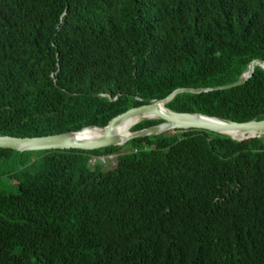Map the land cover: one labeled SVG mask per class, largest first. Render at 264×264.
<instances>
[{
  "label": "trees",
  "instance_id": "obj_1",
  "mask_svg": "<svg viewBox=\"0 0 264 264\" xmlns=\"http://www.w3.org/2000/svg\"><path fill=\"white\" fill-rule=\"evenodd\" d=\"M255 59L264 0H0V136L104 127L177 89L236 82ZM164 106L264 120V70ZM109 155L114 173L91 164ZM2 163L0 178L17 172L20 188L0 187V264H264V137L187 130L92 151L0 148Z\"/></svg>",
  "mask_w": 264,
  "mask_h": 264
},
{
  "label": "water",
  "instance_id": "obj_2",
  "mask_svg": "<svg viewBox=\"0 0 264 264\" xmlns=\"http://www.w3.org/2000/svg\"><path fill=\"white\" fill-rule=\"evenodd\" d=\"M259 66L264 70V61L255 59L251 61L247 68L243 71L241 76L236 82L228 85L214 87V88H181L173 91L168 97L161 100H153L149 103L141 106H137L127 110L126 112L112 118L108 124L104 127L92 126L84 128L75 133H63L58 135H50L44 137L33 138H17L11 136H0V148L10 149L17 152H31V151H48V150H83L92 151L103 149L112 146H122L128 141L138 138H145L150 136H157L160 134H174L176 132H182L187 130H205L210 132L219 133L216 127H212L210 123L204 122V120H212L225 123L227 127L235 129L238 133L246 135L245 137L235 139L229 135L231 139L236 141H246L253 138L264 137V120L261 121H249L244 123H237L219 118L209 117L201 114L194 113H176L165 108V111L161 112L155 108L156 103H162L165 105L172 99L175 94L181 92L200 94L210 91L227 90L240 85H243L254 73L255 67ZM110 98V97H109ZM115 100V99H111ZM146 114H154L155 118H143L142 120H161L158 125L144 128L129 133V136L122 138L115 134V128L121 119L132 116L140 117ZM89 128L100 130L101 135L91 141H83L79 138H74L77 135ZM252 134L253 136H248Z\"/></svg>",
  "mask_w": 264,
  "mask_h": 264
},
{
  "label": "bare ground",
  "instance_id": "obj_3",
  "mask_svg": "<svg viewBox=\"0 0 264 264\" xmlns=\"http://www.w3.org/2000/svg\"><path fill=\"white\" fill-rule=\"evenodd\" d=\"M155 108L158 111L163 112V111H165L166 106L164 108V105L162 103H156ZM155 117L156 116L154 114H146V115L140 116V117H132V116L125 117V118L121 119V121L117 124V126L115 128V134L117 136L125 138V137L129 136L130 129L132 128V126H135L143 118H152L153 119ZM204 122H206L208 124L210 123V125L212 127H216V129L219 133L229 135L235 139H239V138L246 136V135H243L241 133H238L233 128L227 127L225 123L218 122V121H212V120H204ZM100 135H101L100 130L93 128V129H87V130H85V131H83L77 135H74L73 137L79 138L83 141H91V140L97 139ZM248 136H253V135L248 134Z\"/></svg>",
  "mask_w": 264,
  "mask_h": 264
},
{
  "label": "rangeland",
  "instance_id": "obj_4",
  "mask_svg": "<svg viewBox=\"0 0 264 264\" xmlns=\"http://www.w3.org/2000/svg\"><path fill=\"white\" fill-rule=\"evenodd\" d=\"M166 134L170 135L169 133H166ZM177 134H178V132H177ZM128 151H129V148L125 147L124 149H122L120 151V153H125ZM36 158H37L36 154L31 156V159H36ZM94 163H95L94 159H91V164H94ZM101 164L105 165L108 169L112 170L113 173L115 172L114 161H107V162L101 163ZM4 168H5V166L3 167V163H2L0 171H3ZM17 176H18V173L15 172V173H13V177H11L10 180H8V178H0V187L2 186V188H4V190L8 193L18 194V190L20 187H19V184L17 181Z\"/></svg>",
  "mask_w": 264,
  "mask_h": 264
},
{
  "label": "built area",
  "instance_id": "obj_5",
  "mask_svg": "<svg viewBox=\"0 0 264 264\" xmlns=\"http://www.w3.org/2000/svg\"><path fill=\"white\" fill-rule=\"evenodd\" d=\"M114 158L115 156L114 155H109V156H106V157H99L97 159H94V161H98L100 163H105L107 161H114Z\"/></svg>",
  "mask_w": 264,
  "mask_h": 264
}]
</instances>
